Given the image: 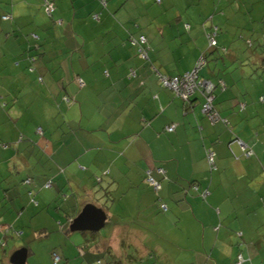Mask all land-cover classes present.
Wrapping results in <instances>:
<instances>
[{"label": "crops", "instance_id": "obj_1", "mask_svg": "<svg viewBox=\"0 0 264 264\" xmlns=\"http://www.w3.org/2000/svg\"><path fill=\"white\" fill-rule=\"evenodd\" d=\"M53 1L55 9L51 18L55 17L63 24L56 23L58 37L64 39L66 33H71L75 40L71 69L77 72L73 79H82L83 88L76 94L72 93L74 88L70 89L74 83L63 86L62 81L71 79L68 71L59 77L61 83L58 84L65 93L56 96L53 90L57 88L55 81L58 79L56 75L50 76L46 78L50 101L45 100L44 105L48 102L56 104L61 118L57 119L51 113L44 116L25 114L20 98L27 93L32 84L29 83L35 77L24 71L31 64L30 53L14 52V45L11 46L13 52H9L6 45L16 30L24 34L20 43L14 40L16 51L31 48L28 39L40 42L42 35L47 36L44 42L49 44L48 34L43 33L46 18L32 13V8L42 6L43 0H0V176L6 171L10 174L12 170L32 174L26 177L32 179L33 196L42 192L40 200L44 201L47 211L63 215L57 222L61 229L64 223L70 225L86 204L102 208L106 219L98 231L70 228V232L63 231L64 236H70L73 231L85 237L93 259L91 264L95 258H102V255L105 258L107 248L111 258L105 261L103 258L104 264H234L238 254H241L243 264H257L256 259L264 262L252 239L264 225V116L260 124L255 120L257 114L264 113L263 65L259 71L262 55L250 52L251 58L241 60L237 72L233 65L239 60V52H225L233 65L209 56L201 70L200 75L205 79L220 77L225 82V88L215 90L213 102L220 115L228 120L227 126L206 117L201 108L202 98L192 96L185 101L172 90L162 88L158 80V72L172 76L194 69L196 60L207 49L205 32L212 24L219 26L217 48L219 44L225 47L227 37L223 28L229 26L226 15L233 17L235 12L228 10L237 4L233 0H161L151 11L157 9L162 16L160 19L170 20L165 24L174 31L169 33L175 41L187 42L185 46L194 43L195 46L191 52H148L146 42L143 57L139 51L137 56L135 52L117 51L120 43L117 36L114 38L116 49L110 48L102 54L90 44L106 30L111 31L108 29L110 12L120 15L127 0L123 3L107 0L103 6L101 0ZM235 1L251 5L250 35L264 36V14H261L264 0ZM84 11L98 13L99 19L83 22L87 16ZM3 15L9 18L3 19ZM149 39L152 44L156 36ZM247 40L251 43L252 38ZM52 41L55 51L58 41ZM101 42L104 43V39ZM62 45L55 58L47 62L55 61L61 67L63 50L69 49L64 42ZM132 45L138 47L137 43ZM119 47L125 48L127 44H119ZM100 57L106 59V63L98 66L95 61ZM246 62L251 64L248 70L243 67ZM132 70L134 75H131ZM27 71L35 73L34 69ZM247 72L251 81L249 87L245 82L237 81L244 79ZM235 73L238 74L234 76ZM239 84L242 86L236 88ZM95 85L105 88L107 93L96 99L91 113L84 114L83 105L92 102L87 90ZM67 90L72 96L66 93ZM59 96L62 101H58ZM5 98L7 100L2 104ZM85 118L99 123L82 125ZM172 123L175 124L174 131L167 132L165 127ZM53 124L61 136L56 142L60 143L38 138L36 129L40 125L42 134L50 132L53 137ZM95 131L107 136L97 135ZM67 136L93 139L99 136L103 142L78 146L66 142ZM116 136L119 142L113 144L116 140L111 138ZM107 137L113 143L108 144ZM239 141L251 150L249 156L242 155ZM13 146L17 147L16 154ZM207 149L215 153V166L207 163ZM26 153L39 155L37 162L32 164ZM43 156L45 158L40 159ZM3 158L8 159L5 171L2 170ZM147 172L160 183V188L155 190L147 182ZM5 179L10 183V176ZM48 180L51 186L45 188L43 185ZM102 183L103 188L96 192L93 186ZM192 184L197 189L192 188ZM10 185L3 188L4 196L18 203V188L26 186L21 183L12 188ZM98 197L105 202L103 206L94 203ZM32 203L41 205L42 202L33 199ZM160 204H165L167 210H160ZM23 210L20 209V214ZM174 220L178 223L174 224ZM24 247L28 257L31 250ZM118 248L123 250L121 255L116 252ZM131 248H134L132 255L128 253Z\"/></svg>", "mask_w": 264, "mask_h": 264}, {"label": "rangeland", "instance_id": "obj_2", "mask_svg": "<svg viewBox=\"0 0 264 264\" xmlns=\"http://www.w3.org/2000/svg\"><path fill=\"white\" fill-rule=\"evenodd\" d=\"M107 1V0H105ZM111 1V0H108ZM125 0H121L120 3H123ZM125 8L121 9V14L116 15L117 12H114L112 15V12H110L111 16V23L108 26L111 31L106 30L103 35H100L97 40H92L90 42L91 45L95 46L96 52L99 54L104 53L105 51L108 52L110 48L115 47L114 38H119L120 45L124 46V43L127 44V47H119V52H135L137 56L138 47L131 44V39H136L139 37V34H143L146 37V46L148 47V52H191L192 48L195 46L193 43L191 46H185L187 42H179V40H176L170 36V33L173 34V30L168 27L167 24L170 20L167 18H162V16L158 14L157 9L151 11L152 8L158 6L159 2L157 0H127ZM165 1V0H162ZM182 1V0H180ZM232 2H235L237 5L236 7L229 9V12H235V15L233 17H230L229 15H226V17L229 20V26L226 28H223V34L226 35L227 41L225 42L224 46L226 47V52H239V60L236 62V64L233 65L231 61H229L228 53H222L219 49L215 50L214 52H217L218 54V61L224 60L226 65H233V67H236L237 72L240 70V64L241 60L244 59H250L251 55L250 52H257L262 55L263 58H261L262 63L260 64L259 71H261L262 65L264 66V36L258 35V34H252L250 35L249 30L251 29V26L253 24L252 22V16H251V5L249 3H246L243 1L242 3H238L237 1L233 0ZM103 6V5H102ZM226 11V13L228 12ZM32 13L35 15H38L42 18H46L45 24L46 27L43 28V33L45 35L48 34L49 37V44H46L44 42L45 37L42 35L41 41H36L32 39H28L31 48H24L20 51H16V44L21 42V37L24 36L20 30H16L13 32L14 35H11L10 37L11 41L6 45V50L9 52H13L11 49V46L14 45V52H27L30 53V58H34L35 60L33 62H30L31 64L29 67H26L24 69L25 72L34 74V81L30 82V87L27 90V93L20 98V105H22L25 108V114L32 116V113L37 116H44L49 115L50 113L54 115L55 118L60 119L62 113L57 112V105L52 103H47L44 105V101H50V99L47 98V95L49 94L48 87L46 85L47 79L50 78V76L56 75L55 85L57 88H55L53 91L56 93V96L62 95V93H65V91H61L58 87V84L61 83V79L59 77L62 76V74L65 75L66 72L70 71L71 79L68 81L65 79V81H62L63 86H67L70 83H74V87L72 86L70 89L72 90V93L77 94V91L81 90L83 87L79 88L76 80L73 79L74 74L76 75V71H72L71 69V61H72V55L74 52V44L75 40L71 36V33L67 34L64 39L59 38V34L57 31V26L62 24L60 20H56L55 17L49 16L44 12V6L41 4L32 8ZM84 14L87 15L85 18L82 19L83 22H89V19L92 20V16L95 13H90L84 11ZM261 14H264V10L261 12ZM71 17V16H70ZM160 20V22H159ZM175 19L173 18V21ZM60 21V22H59ZM63 25V24H62ZM61 25V26H62ZM163 27L165 28L163 30ZM112 28H114L115 31H112ZM12 30V29H11ZM170 32V33H169ZM118 33V35H117ZM130 34H133L131 37ZM151 37L152 35L156 36L155 41L150 44V39L148 37ZM28 37V35H25V38ZM252 38V41L249 45V42L247 39ZM16 38V39H15ZM24 39V38H23ZM101 39H104V43L101 42ZM14 40H17V43L14 42ZM52 40H57L58 45L54 46L56 48L55 51L52 50ZM28 41L25 42V44ZM62 42L69 47V49L64 48V54L60 57L61 60V67L58 66L55 61L53 62H47L48 59H54L56 56L57 51L59 48H61ZM207 42V41H206ZM103 44V45H102ZM185 44V45H184ZM24 45V43H22ZM79 45H80V39H79ZM178 45H184L182 47H177ZM197 45L201 46V44L197 43ZM253 45V46H252ZM106 46V48H104ZM164 46V47H162ZM24 47H28L27 45ZM160 47V48H159ZM169 47V49H168ZM218 48H221V44L218 45ZM116 49V47H115ZM24 50V51H23ZM44 52H40V51ZM232 50V51H231ZM112 51V50H110ZM116 51V52H117ZM45 53V57H43ZM20 55V53H17ZM134 56V57H136ZM138 56L141 58V56L138 54ZM43 57V59H42ZM246 57V58H245ZM102 57L97 58L95 61V64L100 66L104 65L106 63V59H103ZM93 60V59H92ZM90 62V61H89ZM119 63V62H118ZM228 63V64H227ZM48 64V65H46ZM55 64V65H54ZM54 65V66H53ZM48 68H47V67ZM251 64L249 62H246L244 64V68L248 70ZM214 67V65H213ZM30 68H33L35 70V73L28 72L27 70ZM41 68L44 69V71H41ZM57 71V74H56ZM235 73L234 76H236ZM240 75V74H239ZM38 76L40 78H38ZM76 77V76H75ZM248 72L246 73V76H244V79H240L237 81L245 82L247 86H250V79H249ZM49 83L53 84L52 81ZM75 80V81H74ZM100 80V79H99ZM102 80V79H101ZM28 84V85H29ZM235 85V83H234ZM242 84H239V86H236V88L241 87ZM68 89V87H66ZM235 89V87H233ZM69 96H72V93L67 90L66 92ZM105 93H107L106 89L103 87H100L98 85H95V87L92 89L87 90V96L91 99L92 102H89L90 104L83 105V109L85 111L84 114L91 113L92 110L96 106V99L102 98L105 96ZM13 97V96H12ZM12 97H9L10 99ZM6 98L1 102L2 104L6 102ZM58 101H62L61 97L59 96ZM10 102H12L10 100ZM42 102V103H41ZM6 111L9 110V108H4ZM12 111V110H11ZM264 116V113L257 114L255 117L256 124H260L261 117ZM27 121L28 119L26 116L24 117ZM24 121V122H26ZM58 121V120H57ZM97 121V120H96ZM96 121H88L87 118L83 119L82 125H95ZM20 124H23V122H20ZM32 125V123L30 122ZM107 124H105L106 126ZM230 125V124H229ZM2 129H6L4 125H1ZM40 127H42L40 125ZM56 125L53 124L52 130L55 133L54 136H50V132L44 134L38 133V138L42 137L45 141L46 139H50L53 143H60L56 142L58 139H60V135L58 134V131H55ZM91 134L93 132H90ZM94 133H97V135L101 136H107L106 134H103L100 131H95ZM88 134V133H87ZM53 135V134H52ZM106 139V137H103ZM34 139V138H33ZM112 140H116V142H110V139L107 137V143L108 144H116L119 142V138L113 137ZM66 142H74L78 146H90L93 143H102L103 140L101 138H86V137H80L75 138L72 136H67L65 138ZM95 141V142H94ZM2 146V144H0ZM8 146V145H7ZM11 146V144H10ZM14 148V153L16 154V148ZM26 156L28 158H31L30 162L33 164L36 161V159L39 157L31 156L28 153H26ZM45 156L40 157V159H44ZM48 158V157H47ZM2 161L4 162L2 166V170H6V165L8 163V159L3 158ZM44 161V160H43ZM41 167L43 165L39 164ZM27 171V170H26ZM12 172V173H11ZM32 174L30 173H23L18 172L15 173L14 170L10 171V174H8V171L4 174L2 173L0 176V240L5 241L4 248L0 249V264H12L10 262L11 255L18 250L21 247L28 246L31 250V253L27 257V264H54L53 263V256L52 252L55 251L56 254L60 256V261L56 264H91V261L93 260L90 256L91 252L88 250L89 243L85 240V237L81 235L80 233H76L71 231L70 236H64V229L69 230V224L64 223V228L61 229L58 221H61V218L63 215L61 214H55L54 209H51V212L54 214H51L47 208V206L44 204L43 200H40V195L42 192H38L34 196H28V194L25 192L28 189V186L23 188H18L20 190V193L17 194L18 203H13V200L9 196L5 198L4 196V189L10 186L13 188L15 185L20 186L24 178L26 176L31 177ZM6 176H10V183L6 181ZM24 185V184H23ZM104 184H95L93 187L98 192V190L102 189ZM49 191V190H48ZM46 191V192H48ZM95 192V193H96ZM36 199L41 205H35L32 203V199ZM102 197H98L96 200H94L95 204H99V206H103L105 202L101 201ZM19 207V208H18ZM25 209L24 213L20 214V209ZM19 209V210H18ZM174 216L177 218V215L174 214ZM57 218V219H56ZM56 219V220H55ZM178 221L174 220V224H177ZM44 229L43 232L41 230ZM22 233L21 235L19 233ZM70 232V230H69ZM45 233V234H44ZM70 237V238H69ZM240 239V238H239ZM237 238V240H239ZM255 242V248L256 251L259 252L261 255H263L261 258L264 259V225L261 226V228L256 231L254 237ZM78 240V241H76ZM63 245V246H62ZM237 246V244H235ZM261 245V246H259ZM118 255H121L123 250L121 248H118L116 250ZM132 252H134V248H131V250L128 252L130 255H132ZM100 256L102 254H99ZM67 258V259H65ZM102 255V259H103ZM110 253H105V260H109ZM257 264H264L262 260L256 259L255 261Z\"/></svg>", "mask_w": 264, "mask_h": 264}, {"label": "built area", "instance_id": "obj_3", "mask_svg": "<svg viewBox=\"0 0 264 264\" xmlns=\"http://www.w3.org/2000/svg\"><path fill=\"white\" fill-rule=\"evenodd\" d=\"M160 1V0H157ZM102 5H106L105 0H101ZM43 6L46 14L49 16H52L53 11L55 9L54 2L52 0H43ZM9 16H4L3 18H8ZM93 18L98 19V15L95 13L92 16ZM60 22V21H59ZM186 28H188V24L185 25ZM218 31L217 26L212 27V32L208 33L207 38L209 45H215V35L216 32ZM35 37V35H34ZM137 43L139 45V52L140 54L145 57L146 55V38L144 35H140L138 40H132V44ZM204 60L202 58L199 59L197 62L196 66L194 67L193 70L191 71H186L180 75H174V76H166V75H161L159 74V82L160 84L163 85V87L168 88L172 90L176 95L180 96L184 100H188L195 92L200 91V93L203 95L204 102L202 103V111L204 114L212 121L215 122L216 120L219 119L218 113L215 111L213 107V90L215 87V84L211 82L210 80H205V79H199L197 75V69L201 68L203 65ZM32 70V68H30ZM131 75H134V71H131ZM77 83L79 86L83 85V81L81 78H77ZM219 85L224 87L225 83L222 80H219ZM68 100V98H66ZM262 99V97L260 98ZM242 106V105H241ZM175 129V124L172 123L170 125H167L165 127V130L167 132H173ZM37 133L42 134L43 129L42 127L38 126L36 129ZM239 146L240 149L243 153L244 156H249L251 153V150L248 148V146L241 141H239ZM214 151L211 149L206 150V157L208 159V162L210 166H214ZM147 182L154 187L155 190L160 188V183L156 181L153 177L150 176L149 172H147ZM24 183L29 184L30 179H25ZM46 187L50 186V182H47L45 184ZM29 195H33V191L29 192ZM164 209H166L165 205H162ZM5 230V229H4ZM5 244L4 241H0V246L3 247ZM59 261V256L56 254H53V262L56 263ZM243 258L241 255L237 256V262L236 264H242ZM97 264H100L97 262Z\"/></svg>", "mask_w": 264, "mask_h": 264}, {"label": "trees", "instance_id": "obj_4", "mask_svg": "<svg viewBox=\"0 0 264 264\" xmlns=\"http://www.w3.org/2000/svg\"><path fill=\"white\" fill-rule=\"evenodd\" d=\"M53 1V0H52ZM54 2V1H53ZM54 6H55V4H54ZM97 15H98V13H96ZM4 16H8V15H3V17ZM9 18V17H8ZM93 18V17H92ZM3 19H5V18H3ZM7 19V18H6ZM94 20H98L99 19V15H98V19H96V18H93ZM213 26H217L218 27V31H219V26L218 25H215V24H212L208 29H207V31L205 32V34H206V39H207V42H208V38H207V35H208V33H210V32H212V27ZM218 31L216 32V35H215V41H216V43H215V45H209V42H208V45H207V49L205 50V51H203L202 53H201V55L199 56V59L200 58H202V60H204L203 62V65L201 66V68H198L197 69V75H198V78L199 79H205L203 76H201L200 75V73H201V70H202V68H203V66L204 65H206V63H207V58L209 57V56H214L215 58L216 57H218V54H216L217 52H214L215 50H217V49H219L220 51H222L223 53H225L226 51H227V49H226V47H221V48H217V39H216V36H217V34H218ZM146 38V37H145ZM250 44V43H249ZM138 47H139V45H137ZM139 51V50H138ZM213 54H215V55H213ZM199 59L198 60H196V63L195 64H197V62L199 61ZM29 60L32 62L33 60H34V58H30V56H29ZM196 66V65H195ZM32 70H33V68H32ZM133 71V70H132ZM158 72V71H157ZM159 74H161V75H165V74H162V73H160V72H158V80H159ZM177 75H180V74H177ZM166 76H170V75H166ZM172 76H174V75H172ZM205 80H210L211 82H213V84H215V87H214V90H213V96L215 97V90L219 87V88H221V89H223V88H225V85H224V87H222V86H220L219 85V80H222L223 82H224V80L222 79V78H216V80H211V79H205ZM225 83V82H224ZM159 84H160V82H159ZM83 86V85H82ZM82 86H80V87H82ZM160 86L162 87V88H164V89H167V88H165V87H163V85L162 84H160ZM192 96H197V97H200V98H202V102H201V108H202V103L204 102V98H203V95L200 93V91H197V92H195V94H193ZM191 96V97H192ZM191 97L189 98V99H191ZM214 97H213V100H214ZM64 99H66V97L64 98ZM189 99L187 100V101H189ZM67 100V99H66ZM186 101V100H185ZM213 102V101H212ZM242 106L241 107H243L244 108V104H241ZM213 107H214V109H215V111L218 113V116H219V119L218 120H216L215 122H218V121H221V122H224V124L226 125H228V120L226 119V118H224V117H222L221 115H220V113L218 112V110H217V108L215 107V104H214V102H213ZM207 117V116H206ZM208 118V117H207ZM209 119V118H208ZM214 122V123H215ZM226 125V126H227ZM7 145V144H6ZM212 150V149H211ZM242 155H243V153H242ZM206 159H207V157H206ZM214 166H215V155H214ZM207 163L209 164V162H208V159H207ZM209 166H210V164H209ZM25 179H30V183L29 184H26V183H24V180ZM23 182V184L25 185V186H28V189H27V191H26V193L28 194V196H30L29 195V192L30 191H33V194H34V188H33V182H32V179L31 178H29V177H26V178H24L23 180H22ZM47 182H50V186H51V181L50 180H48V181H46V183ZM45 183V184H46ZM45 184L43 185L45 188H48V187H50V186H48V187H46L45 186ZM192 188H194V189H197V186L196 185H193L192 184ZM32 189V190H31ZM33 196V195H32ZM32 200H33V198H31ZM162 205H165V204H160L159 205V209L160 210H162V211H165V210H167V206H166V209H164L163 207H162ZM6 231V230H5ZM42 231V230H41ZM20 234V233H19ZM45 234V233H44ZM0 241H4V240H0ZM5 242V241H4ZM6 244V243H5ZM5 244H4V246H5ZM3 246V247H4ZM3 247H1L0 246V249L1 248H3ZM28 249H29V247L28 246H26ZM108 250H107V253H110V251H109V248H107ZM53 254H56V252L55 251H53L52 252V256H53ZM56 255H58V254H56ZM238 255H241V254H238ZM237 255V256H238ZM59 256V255H58ZM237 256H236V258H235V260H234V264H236V262H237ZM59 260H60V256H59ZM59 262V261H58ZM97 262H99L100 264H104V262L102 261V258H95V261H93V263L92 264H97ZM54 263V262H53ZM57 263V262H56ZM56 263H54V264H56ZM242 264H243V262H242Z\"/></svg>", "mask_w": 264, "mask_h": 264}, {"label": "water", "instance_id": "obj_5", "mask_svg": "<svg viewBox=\"0 0 264 264\" xmlns=\"http://www.w3.org/2000/svg\"><path fill=\"white\" fill-rule=\"evenodd\" d=\"M106 219L105 212L102 208L93 204H86L82 211L72 219L69 227L71 230L90 229L98 231L103 227ZM27 249L25 247L16 250L10 257L12 264H26Z\"/></svg>", "mask_w": 264, "mask_h": 264}]
</instances>
